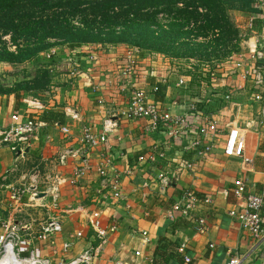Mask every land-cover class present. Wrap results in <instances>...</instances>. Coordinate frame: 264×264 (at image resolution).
I'll return each mask as SVG.
<instances>
[{"label":"crops","instance_id":"0c3cea01","mask_svg":"<svg viewBox=\"0 0 264 264\" xmlns=\"http://www.w3.org/2000/svg\"><path fill=\"white\" fill-rule=\"evenodd\" d=\"M262 1L254 0L250 12L230 11L241 36L239 51L230 58L240 60L245 70L254 64L250 56L258 45H262L264 53V5L259 3ZM71 51L78 52L76 60L82 73L78 78L69 76ZM48 53H53L55 63L48 89L36 96L23 94L18 103L13 96H0V129L10 125L13 112L23 114V118L32 116L30 112L33 111L27 109L25 99H37L44 107L35 116L43 126L23 152L18 147L12 151L10 143L0 145V175L12 172L8 182L17 184L15 177L21 180L28 174L24 171L30 167L38 183H45L47 177L54 175L66 180L59 188L57 209L50 207L51 199L46 195L35 202L44 207L26 206L20 214L13 216L17 225H24L30 218L42 221L56 217L61 221L62 231L56 235L54 246L35 244L42 258H48L52 264H58L59 260L68 263L95 247L99 241L89 219L97 212L104 226L114 224L117 227L102 247V258L132 262L133 253L141 251L153 258V264H227L235 255L243 258V264H264V241L254 243L228 215L238 204L231 194L236 178L246 180V193H258L264 186V99L254 101V90L240 78L242 67L235 69L231 67L232 60H228L217 66V78L209 87L191 86L187 77L183 85L177 86L176 65L161 54L123 45H85L75 49L62 45L41 53L33 63L45 62L44 56ZM130 53L136 60L130 78L151 101L158 102L171 115L187 112L192 104L189 101L198 100L199 95L200 99L209 100L207 93L212 92L209 103L195 104L196 111L202 115L189 114L191 122L196 125L202 116L209 114L226 122H236L245 134L244 155L250 163L224 157L222 143H218L206 159L196 160L185 151L194 139L195 129L173 141L167 131H148L143 120L119 119L104 145L86 150L79 142L82 128L89 126L100 133L103 119L110 112L126 106L127 95L118 86L119 66ZM90 54L95 57L91 64L87 60ZM261 61L260 64H264V55ZM96 86L99 90L94 92ZM262 89L264 91V85ZM227 94L230 99L224 100L222 96ZM54 124L66 127L68 134L64 135ZM65 149L72 150L76 156L61 165L58 157ZM19 151L22 152L20 155L17 154ZM83 156L90 158V168L77 186H70L67 179ZM101 157L109 160V164L104 165L105 181L96 172V167L104 164ZM191 162L194 167L184 168ZM115 175L120 177L118 200L109 197L106 187ZM185 189H192L201 197L209 195L212 199L211 205L194 213V217L206 221L208 231L205 234L196 233L189 220L167 217L168 209ZM0 196L4 198L5 193L0 191ZM24 201L28 202L26 198ZM7 209L0 204L1 218L7 217ZM32 229L36 231L37 224ZM143 232L147 233L146 242ZM77 233L82 236L73 239ZM69 241L71 247L63 252L62 243ZM181 247L182 252L178 251ZM185 257L190 260L188 263L184 261Z\"/></svg>","mask_w":264,"mask_h":264},{"label":"built area","instance_id":"2783aa9c","mask_svg":"<svg viewBox=\"0 0 264 264\" xmlns=\"http://www.w3.org/2000/svg\"><path fill=\"white\" fill-rule=\"evenodd\" d=\"M259 3L264 5V1ZM77 53V51H71V60L69 61L71 67L69 76L71 78H78L82 75L78 61L76 60ZM263 55L262 45H258L257 49L250 56L254 64L246 70L240 60L234 61L230 57L228 58L233 62L231 67L235 69L242 67L240 78L243 82L249 83L251 89L254 90L252 97L256 102L264 99V91L262 89L264 85V64H260L263 63L261 61L263 60ZM52 59L53 53H48L44 56L45 61ZM87 60L90 64L93 63L95 61L94 55H88ZM135 66L136 60L132 53L127 54L119 66L120 83H118V86L127 95L126 106L118 109L116 112H110L103 119L100 133L94 132L89 126L82 128L79 142L86 150L104 145L107 135L115 131L119 119L131 121L143 120L146 123L148 131H167L173 141L180 139L182 135L195 129L194 139L187 144L185 151L192 154L196 160L206 159L210 156L215 146L218 143H222L224 157L240 159L245 164L250 163L249 159L244 155L245 134L236 122H226L219 117L209 114L202 116V119L194 125L191 122L189 114L192 115L195 112L200 116L202 115L201 112L196 111L195 102H192L189 110L182 115H171L158 102L151 101L142 89H138L136 82L134 84V81L130 77L135 70ZM215 71L213 70L210 73V82L215 81L217 78ZM50 72H55V63L50 67ZM183 83L184 81L181 79L178 81L177 86H181ZM98 90L99 87L97 86L93 88L94 92ZM213 90L216 89L214 88ZM222 98L229 100L230 94L224 95ZM24 102L27 109L33 111L30 112L32 116L23 118V114L13 112L10 116V125L7 129H0V145L10 143L13 145L12 151H15L17 147L22 151L25 146L30 144L31 140L43 126L35 117L40 110L44 109L43 104L34 98L25 99ZM262 117L264 119V114ZM54 125L64 135L68 134L69 131L66 127H60L59 124ZM72 156H76V153L70 149H65L59 154L58 162L61 165H65L67 160ZM262 158L264 161V149L262 151ZM102 159L104 164L97 166L96 172L105 181L107 173L104 165L109 164V160ZM192 167H194L193 162L184 165L186 169H191ZM89 168L90 158L83 156L80 163L71 170L67 183L70 186H77ZM11 174L13 173L6 171L0 175V191L5 193L4 198L0 196V204L8 207L7 217H0V264H52L51 260L42 258L38 254L39 251L35 247V244L40 242L49 244L51 247L54 246L56 235L62 231L61 221L56 217H48L42 221L30 218L24 225H17L14 222L13 216L20 214L26 206H30L31 208L35 206L44 207L45 205H37L35 202L46 195L51 199L50 207L57 209L59 188L66 183V180L61 176L54 175L47 177L45 183H38L36 174H32L29 180H27V175H24L21 179L22 182L16 184L8 182ZM246 184V180L243 178H236L233 181L231 194L238 204L237 208L231 209L228 212V215L254 243H261L264 241V186L258 193H246ZM106 187L109 189L110 198L113 200L120 199L119 175L113 176L108 181ZM39 193H43L44 196L38 198L37 194ZM222 193L227 194L226 191ZM25 198L28 202L24 201ZM211 202L212 199L209 195L201 197L194 190L185 189L168 209L167 217L172 220L179 216L189 220L193 223L196 233L205 234L208 231L206 221L202 217H194V213L203 206L211 205ZM99 214L97 212L92 213L89 219L91 229L99 243L95 247L82 252L74 260L68 263L59 260L58 264H153V258L143 254L141 251L133 253L134 260L132 262H125L115 258H102L100 256L102 247L106 244L109 236L115 233L117 227L114 224L104 226ZM34 224L38 226L36 231L32 229ZM23 232L27 234L23 235ZM81 236L80 233H77L72 238L79 239ZM142 236L146 242L147 233L143 232ZM70 247V241L63 242L61 250L66 252ZM181 248H178V251L182 252L183 248ZM184 261L188 263L190 260L185 257ZM227 264H243V258L237 255L232 256Z\"/></svg>","mask_w":264,"mask_h":264},{"label":"trees","instance_id":"16d2710c","mask_svg":"<svg viewBox=\"0 0 264 264\" xmlns=\"http://www.w3.org/2000/svg\"><path fill=\"white\" fill-rule=\"evenodd\" d=\"M254 0H0V64H34L29 78L0 87L1 96L35 95L49 88L53 60L35 62L55 46L123 45L193 60L207 69L191 86L210 85V73L239 51L230 11H252ZM6 38L8 40H6ZM12 47L13 49H11ZM209 68V69H208ZM186 76H192L186 71ZM189 76V77H190ZM210 91L209 89L207 90ZM207 93V92H206ZM209 100H190L204 105Z\"/></svg>","mask_w":264,"mask_h":264},{"label":"rangeland","instance_id":"374dc122","mask_svg":"<svg viewBox=\"0 0 264 264\" xmlns=\"http://www.w3.org/2000/svg\"><path fill=\"white\" fill-rule=\"evenodd\" d=\"M6 40H8V39L6 38ZM10 48L13 49L12 47H10ZM228 60L226 59V61H228ZM173 62L176 65V66H174L175 67V73L179 75L177 77L178 81L181 79H182V81H184V80H187V78L188 79H190V78L191 79H197L204 72V69L205 68L207 69L206 65L201 66L200 64H198L197 62H195L193 60H189V61L177 60V61H173ZM34 69H35L34 64L17 65V66H10L8 64H5V65L0 64V87L3 89H6V87L12 86V84L15 82H18L24 78H29L33 74ZM217 69H218V67L215 69L216 72H217ZM186 71H189L192 76L189 75L190 76L189 77V76H186L185 74H183ZM185 77H187V78H185ZM4 129H7V127ZM20 172H23V169H20ZM24 172H28V174H26L27 179H29V177L32 176L31 171H30V167H29V170L27 168V170ZM15 181H17L18 183L22 182L19 179V177H15Z\"/></svg>","mask_w":264,"mask_h":264},{"label":"water","instance_id":"95a60500","mask_svg":"<svg viewBox=\"0 0 264 264\" xmlns=\"http://www.w3.org/2000/svg\"><path fill=\"white\" fill-rule=\"evenodd\" d=\"M25 148H27V147H25ZM24 152H27V149H26ZM17 154L20 155L21 152L19 151V152H17ZM43 196H44L43 193H39V194H37V197H38V198H41V197H43Z\"/></svg>","mask_w":264,"mask_h":264}]
</instances>
